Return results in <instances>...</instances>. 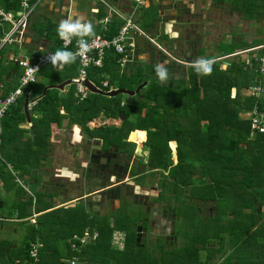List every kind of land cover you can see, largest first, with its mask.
<instances>
[{
    "label": "trees",
    "instance_id": "16d2710c",
    "mask_svg": "<svg viewBox=\"0 0 264 264\" xmlns=\"http://www.w3.org/2000/svg\"><path fill=\"white\" fill-rule=\"evenodd\" d=\"M212 3L215 5L229 4L230 10L239 11L247 19L256 22L264 21V0H212ZM18 4V0H15L11 6L17 8ZM4 8L8 10L11 7L5 6ZM119 26L120 24L115 28L119 29ZM222 43L218 44L221 51L218 57L233 54L239 48L242 51L252 47L242 39H231L224 47ZM253 43L262 45L264 40L254 39L249 44ZM259 52L263 53L264 48H261ZM3 55L4 48L0 50V76L9 70L8 66H2ZM116 58H118L116 54L107 55L102 67L89 68L88 78H92L94 81L99 79V82L103 79L102 73L110 71L109 85L113 84L115 78L125 79L124 82L128 80L131 84L141 82L140 74L127 78L124 73H119L118 67L115 68V71H111L107 64L108 62L116 64ZM213 58L214 56L209 55L206 57V60L212 61L210 74L198 73L191 63L186 67L183 77L173 80V83L167 81L161 84L156 79L150 80L146 88L134 95L136 99L132 101V104L120 106L119 100H117L115 105L111 104L109 109L108 106L99 105V98L106 97L93 94L98 100L85 99L81 102L84 106H80L81 108L78 109H76L78 105L73 107L75 111L70 110V105L67 103L64 116H69L70 121H75L73 114L78 112V122L80 121L82 129L91 136L100 135L104 149L111 145L121 149L129 145V152L133 153L135 152V143L127 141L128 133L134 130L131 135V139L134 140L136 134L143 132L144 134L139 137L140 141L144 140L143 149L148 150V166L158 169L164 175L165 182L161 184L163 192L169 189L174 196L180 195L186 189L188 193L185 194L184 198L186 199L182 198L183 203L189 202L193 198L201 201H214L217 215L209 218L199 217V214L192 213L189 203H185V206L179 209L185 218L187 217V221L189 220L187 225L190 227L193 224L191 216H197L196 218L201 223V235L205 238L200 239L205 241L204 244H210L205 247L206 259L204 262L194 260V264H209L210 259L223 250L226 235L229 238L228 243L234 249L220 264H231L232 257L235 256L240 246L239 264H264V132L259 133L252 129L251 119L248 115L253 108L264 111V96L256 97L244 93L258 78L264 83V75L257 76L249 66H246L243 55L232 57L224 69L221 68L223 60H214ZM40 71L41 74L48 75L49 83H53L76 74L77 65L74 62L71 66H65L61 70L49 66L43 67ZM98 75L100 76L98 77ZM18 76L20 75L18 74ZM99 86L102 88L101 83ZM33 87L34 83H31L29 85L31 94H34ZM122 87L123 85L119 88ZM8 90L5 88L6 92ZM232 90L235 91L234 94H232ZM141 95L142 98L138 99ZM55 100H57V96L45 95L32 108L33 110L42 109L44 112L41 119L32 118L33 138L37 139L42 134L39 131L40 127H44L46 129L44 134H47L49 129L46 126L52 122L59 124L63 115L59 113L57 106L52 104ZM102 108L108 110L107 116L116 115L117 111L123 110L128 115L133 114L134 120L129 122V119H126L119 127L103 126L99 130L88 127L86 121L97 116L100 111L104 110ZM21 122H25V114L22 108V98H18L2 118L4 132L0 133V178L3 180L4 188L10 181L18 193H26L22 187L16 183L13 184L15 179L13 172L19 177L29 173L28 163L32 162L30 159L35 154L31 140H25L22 146L19 145L20 138L18 140L17 136H21V132L24 130L19 127ZM143 130H146V137ZM55 135L57 134L55 133ZM3 139H9L12 147L8 148ZM171 140L177 142L175 147L177 161L175 163L168 145ZM7 163L11 164V169H8ZM137 183L138 185L143 184V180H137ZM170 195L165 192L163 197L167 199ZM154 199L158 200L157 197ZM22 204L25 203L16 202L13 205V208L19 210V218L26 216ZM29 204H31V199ZM123 204L117 209L118 216L112 222V226H110L108 217L90 215L84 210V207L81 209L62 207L59 208V211L57 209L49 213L50 218H48V213L39 216V227L35 226L34 230L41 240L47 222L60 226L69 225L70 232L66 236L74 232L83 233L87 227L89 233L97 230L98 238L87 245L80 256L81 262L84 257H87L86 260L89 261L87 264H110L111 259L113 260L112 264H187L185 259L192 257L190 255L191 247L185 246L184 249L176 251L174 257H169L164 263V259L161 257L159 262L156 255L144 251L143 244H136L135 232L132 229L139 222L133 223L132 217L125 216L126 212H123L121 208ZM127 205L129 204L127 203ZM198 207L201 210L199 201L195 208ZM221 212H229L232 215L227 219L226 224H219L216 221V218L223 217ZM141 214L139 212L136 215L141 217ZM205 220H209V222L206 223ZM116 228L124 230L126 236L124 248L116 252L117 257L113 258L115 252L111 250V237ZM196 235L192 236L199 238V235L195 237ZM31 236L30 240L35 238V235ZM215 238L218 239V244L214 247L212 243ZM28 245L26 249L23 248V254L26 257ZM192 250V255L195 257L199 249ZM44 253V247L40 248L39 261L36 264L50 263L49 255L45 256L44 260ZM58 261L59 264H68L65 261H60L59 258Z\"/></svg>",
    "mask_w": 264,
    "mask_h": 264
},
{
    "label": "crops",
    "instance_id": "0c3cea01",
    "mask_svg": "<svg viewBox=\"0 0 264 264\" xmlns=\"http://www.w3.org/2000/svg\"><path fill=\"white\" fill-rule=\"evenodd\" d=\"M14 1L15 0H0V9L4 12H11L13 14L18 12L20 10L19 4L17 8L16 7L14 8L11 6L12 3L14 4ZM187 1L189 0H145V2L138 8L137 10L138 12L134 14L133 19L136 25L142 31V33L141 34L136 33L134 35L135 46L133 48V52L130 53V60L127 62V64L124 67H120L117 62V58H116L117 66L116 64L113 65L112 62L111 63L108 62L107 66L109 67L111 71H115V68L118 67L119 73H124L127 76V78H130L135 74H140L142 78L141 82L137 84H133V83L131 84V82L130 81L128 82L127 80L125 81V83H129L131 85L130 87H128L124 84L125 79L121 80L120 78H115V80L113 81V84L109 85L110 84L109 78H110V73H111L110 71H104L102 73L103 79L99 81L101 83V86H102V82L106 81L107 82L106 87L102 86L101 88L99 86L100 84L98 82L99 79L97 81H94L92 78H89L90 82L95 87L102 89L104 91L117 90V89L134 90L136 89L138 85H140L144 81L148 82L147 83V86H148L150 80L154 79V77L152 76L150 77L146 75L147 71L151 67L146 62L150 58L147 46L148 44L150 45L151 43L154 45L156 44V47L158 49H160L161 47L162 50H164L162 47L165 46L164 53H168V51H171L172 48L175 47V44L173 41L174 40L173 38L175 36L168 35L167 33H169L170 30L171 32L174 31L173 26H174V23H176V20L174 19V17L176 16L180 17L182 13L181 9L187 6L186 4ZM153 4H155L157 7L156 17L155 15L151 16L149 23L144 24L141 18L142 8L147 9ZM5 6H10L11 8H9L8 10H5L4 8ZM132 7H133L132 0H39L37 6L35 7L34 11L29 17L27 28L25 29V32L23 33L22 37H20L19 40L16 39L10 44L8 43L3 44V41H2L4 33L8 29L9 25L7 23H1L0 24V50L4 48V55H3V58L1 59V63H2V66H8L9 70L7 73L5 72V74H2V76H0V95H5L6 93H8L10 90L14 89L18 85L20 76L17 77V75L18 74L21 75L22 68L18 66L17 63L14 62V59L22 58V57H29L31 55H36L38 53H43V52L50 51V50H56L61 47L60 40H59V34L57 31L61 21L70 19L72 22L79 20L81 23H90L93 26V34L84 35L83 37H90L95 34H100V35L103 34V35L109 36L112 33H115L116 31H118V29L115 28L116 25L120 24L121 26L123 24L125 17L131 14ZM188 11H192V8L188 7ZM152 22H155V24H153ZM168 25L171 26L170 30H168ZM71 37L73 39H76V38H79L80 36L73 35ZM166 47L170 48V50L167 49ZM110 53L116 54L112 50H109L106 52L105 57L109 55ZM251 53H248V55ZM253 53L256 54L260 52L259 50H257ZM74 62H76V60ZM74 62L67 63V64L66 63L59 64L55 66L48 65L45 67L53 66L61 70L65 66L66 67L71 66ZM103 63H104V60H103ZM76 65L78 69L77 62H76ZM92 68H100V67H92ZM154 68L155 67H152L150 72H152L153 74H156V71L154 70ZM99 76L100 75H98V77ZM68 79L70 80L71 76L70 78H63L61 80H57V82L55 81L53 83H49L48 75L46 73L41 74V71L38 73L37 80L34 83V87H33L34 94L33 93L30 94L29 98L36 97L39 101L45 95H48L51 97L57 96V100H55L54 103L52 104L54 106H57L59 113L62 114L63 116L61 117L59 124L56 122H52L49 124V126H46L49 129V132L47 134H44L46 129L44 127H40L39 131H41L42 134L36 139L35 137L33 138L34 130L32 129V124H33L32 118L36 120L41 119L44 115V112L42 109L41 110L30 109L29 110L30 120L28 121L25 115V122L19 123V127L24 129L23 132H21V136L20 135L17 136L18 140L19 138L21 140V141L19 140V145L22 146L25 140L26 141L31 140L33 144V148H34V153L36 152L37 148H41V145L43 148H45L44 151H47L48 148L51 150L53 144L55 143L57 145L58 143L55 141V139H57L58 141L63 140V137L65 136L64 132H70L68 128H70L72 125V128L76 127V130L77 131L79 130L78 140H77L76 135L74 137L75 133H73L70 138V140H75L77 142L76 153H80L82 142L85 143L86 141H88L89 143H92L91 146L98 144L96 156H98L99 160L101 159V156H102L101 154H107L108 156L111 152L112 153H117L116 151L123 152L124 149H126L129 145L125 146L122 149L114 147L112 145L109 148L104 149L102 147L103 142H102V138L100 137V135L91 136L90 134H88L86 131L82 129L80 121L78 122V118H79L78 112H75L73 114V117H75L76 119L75 121H70L69 116H64L65 109H66L65 107L67 106L66 105L67 103L68 105H70V110L72 109L73 111H75V108H73L74 106H77V105L79 106V107L77 106L76 109L81 108L80 106H84V104H81V102L85 101V99H88L90 101L98 100V98L93 96V94H99V93H93L90 91V93L84 100H79L78 97L76 96L75 88L72 84L64 85L63 89H58L56 87H51V88L48 87L50 85L60 84L61 82L68 80ZM113 85L115 87H113ZM122 85L123 87L119 88ZM5 88L9 89L8 92L5 91ZM120 94H123V93L116 94L115 96H106L102 94H99V95H102L106 98H110L112 100L111 104L113 105L115 101L118 100L116 98ZM134 95H129L132 98L129 99L128 102L120 99L119 105L124 106L127 104H132ZM25 96L26 95H21L19 97V98H22V108H23ZM106 98H99L100 99L98 100L99 105H104L106 107L107 105L105 103L108 101V99ZM102 109L104 110L100 111L97 116L92 117L91 119L86 121V125L88 127L92 129H96V130L101 129L103 126L119 127L124 123L126 119H129V115L127 113H126L127 118H125L124 120L120 118L118 113L119 111H123V110L117 111L116 115L107 116L106 112L108 110H106V108H102ZM101 115L106 116L105 121L100 125H91L93 123L92 121L94 122L97 121L99 119V116ZM70 116H72V114H70ZM118 123L119 125H117ZM139 130H142V129H139ZM2 131H3V128H2V121H1L0 133ZM132 131L134 130L129 131L127 141L130 143L138 144L134 141L129 140V136L132 133ZM55 133L57 135L54 136ZM145 137H146V133H145ZM3 140L6 142V146H8V148L12 147L11 143L9 142L10 141L9 139L8 140L3 139ZM88 142L85 143L84 148H86V144L87 145L89 144ZM138 142L140 143V141ZM143 142L144 140L141 141L140 143L141 146L139 145L140 147L143 146ZM73 144L75 145L74 142L67 143V145H70V147H72ZM137 147H135V152H136ZM82 151H84V154L87 153V149H83ZM89 152L90 151H88V153ZM40 153L41 152H39L37 155H39ZM172 159L174 158L172 157ZM34 161L35 162L33 163V166L29 167L30 169L29 173H25L21 175V177H19V175H16L13 172V174L15 175L13 184L16 183V185H19L20 187H22L26 193H18V191L16 190V187L13 186L10 181L6 183L7 187L4 188L2 186L3 180L0 178V264H32L33 262L29 255V249H30V244L33 242H36L39 244L38 252L40 248L44 247L45 255L43 257L45 260L46 258L45 256L49 255L48 258L50 260V263L48 262V264H59L58 256H60V261H65L68 264H69V260L72 257H77L79 264H87L89 262L86 260L87 257H84V259H82V262H81L80 256L83 250L85 249V247H87V245H89L90 243H93L98 237H96L95 240L89 241L88 243L84 244L77 251L71 249L69 245V240L72 238L74 234H83L85 231L89 232L88 227L84 229L83 233L74 232L71 235L66 236L68 235V232H70V229L68 228L70 227L69 225L66 226L64 224L60 226V225H55V224H51L47 222L44 227L45 230L43 233L44 235L42 237V240H41V237L38 236L37 232H35L34 230L36 228L35 226L39 227V216L48 213L47 214L48 218H50L51 215L49 213H51L52 211H56L57 209L59 211L60 210L59 208H62V207H75L76 208L78 206L77 204L81 201L83 202L84 210L87 211V213H89L90 215H99L100 217H103V218L108 217L110 220V223L115 221V216L117 218L118 215L116 214V211L122 203H124L123 207H121L123 209V212H126L128 214L132 213L133 211L135 212V214L141 212L142 213L141 217L144 216L146 218V219L144 218L143 223L147 222L148 225L150 223L149 222L150 214L152 218H155V216H158V214H162V213L167 218H171V219L174 218L172 219V226L169 228V230L166 229L163 232L158 231L159 234H157L154 237V241L153 240L150 241V244L148 245L146 244V241L148 240V236H146L147 231L145 232V235H143L142 237V239L145 238L146 241L142 239L141 241H139L140 235L138 237L137 233L139 234L141 230L139 232L136 230V233H135V240L137 241L136 244L138 245L143 244L142 248L144 251H147L150 254L156 255L157 260H159V258L161 257V259H164V263L169 257L175 255L176 251L184 249V245L179 242L181 241V238H185V237H184V234L183 236H180V235L182 234V232L184 233L186 230L190 229V226L187 225L189 223L188 222L189 220L187 221V217L185 218V216L181 213V211H179L178 206L176 205L172 206L173 208L170 209V206L168 205L167 202L164 204V206L161 205V200H164V199L166 200V198L161 195L162 192L160 193V196L157 197L158 200L151 199V203L158 202V205H159L158 208L160 212L157 211V208L151 209L149 211V216L147 213H145L146 211H143V209H140V208H138L137 210L130 209L129 205H127L128 202H126L122 198L120 199V205L118 204L117 198L113 199L112 196H110L109 199H106L107 190H110L111 188H114L118 185L109 183L108 185L97 186L94 182V178L91 176L88 177L90 180H92L89 182L87 178L86 179L80 178V180H82L83 182L82 183L83 189L80 190L77 194L74 191L75 189L70 188L71 186L69 185V187L66 189V192H65L66 195H69V197L66 199H60V198H63V194H62L63 191H61V194L58 192H55V193L47 192L44 189L42 191L40 187L42 185H45L51 179H53L54 181L56 179V181H58L59 180L58 178H61V177L68 178L69 176H65L62 174L60 175L56 172H61V170L63 169L71 171L70 169H72L73 166L70 165V163L69 164L66 163L65 165L63 164L56 165L53 162H49L48 160L41 161L40 163L39 161H36V160ZM176 161H177V157L174 159V163ZM86 165H87V161L84 159L82 161H77L78 169H82V171L84 172L87 169H89L88 167H86ZM7 167L8 169H11V164L7 163ZM71 172L74 173L73 171ZM74 175L76 177L77 174L74 173ZM71 179H74V178H71ZM26 180L27 182H29L30 187L27 184H25ZM44 180H46V183ZM53 180H52V183H53ZM58 185H60V183H58ZM139 185H142V184H139ZM31 186H32V189H30ZM58 188L62 189V186L61 187L58 186ZM161 190H162V186H161ZM98 193H101L102 199L97 201V204H96L95 199H92L91 196L98 195ZM30 199H31V204H29ZM196 200H198L199 202H205L197 198ZM16 202L25 203L24 205L22 204V209L24 206L25 215H26L24 218H19V214H18L19 210L16 208H13V205ZM107 202L108 204H110L109 209L106 215L103 216L104 214H102V211H98V210H100L101 208L103 209V203L107 204ZM95 204L99 206L98 210H94L96 206ZM78 208L81 209L80 207ZM150 208L152 207L150 206ZM128 209H130L131 211H128ZM174 210L177 211V215H175ZM153 212H154V215H153ZM200 213H202L201 210L200 212H197V214H199V217L202 216ZM52 216L54 217L55 215H52ZM179 217H180L181 223L179 225H176L175 224L176 220H178ZM203 218H205V216H203ZM23 222H27L28 227L26 231L24 232L23 236L19 240H14V235L13 236L7 235V238L5 237L1 238L3 233H8L12 229L13 225L19 226ZM138 226L139 228H142L143 230L148 229L147 227L146 229H144L142 227L141 222L138 225H136V228H138ZM49 231H53V232L57 231V234L52 235ZM96 232L97 230L93 231V233H96ZM115 232L121 233L124 231L117 230ZM31 235L33 236L35 235V238L32 240H30L32 237ZM118 236H119L118 234L112 233L111 250H114L113 252H115L114 253L115 255L113 256V258L117 257L116 252L124 248L126 232L122 233V235L119 236V238ZM171 237L174 238L173 244H171L172 241H170V243L167 241V239L169 240V238ZM178 239H179V242H178ZM195 239L197 238L191 239V241L193 242V246L190 248L191 249L190 255L192 257H190L189 259H185L186 261L185 263L187 264H194V260L204 262V260L206 259L205 247L207 246V244H204L205 241H201L200 238H198V240H195ZM28 242H29V245H28ZM120 242L122 244H120ZM27 245H28V249H27L28 255L26 257L23 254V248L26 249ZM229 247L230 248L232 247L231 251L234 249V247L231 246L229 243H227V245H223V250L218 252L220 253L221 256L216 258V254H217L216 253L210 259L211 262L209 261V264H220L221 262H223L227 258L228 254L231 253V251H228L227 253V250L229 249ZM194 248L199 249L195 257L192 255V251H193L192 249ZM56 251H58V253L54 257L53 254L54 252L56 253ZM40 262H41V256H40ZM233 262L234 263L231 262V264H239L240 260H233ZM112 263H113V260L111 259L110 264Z\"/></svg>",
    "mask_w": 264,
    "mask_h": 264
},
{
    "label": "rangeland",
    "instance_id": "374dc122",
    "mask_svg": "<svg viewBox=\"0 0 264 264\" xmlns=\"http://www.w3.org/2000/svg\"><path fill=\"white\" fill-rule=\"evenodd\" d=\"M178 3V2H176ZM187 6L183 7V9H181V15L180 17L176 16L174 17V19L176 20V23H174L173 29L176 32H171L170 30V25H168V30L169 33H167L168 35H172L175 36L173 39L175 47L172 48L171 51H168V53H164L165 50V46L162 47L164 50L158 49L156 47V44H148L147 48L149 51V59L146 61L147 64H149V66H151L149 68V70L147 71L146 75L147 76H152L154 77V79L158 80L159 83L164 84L165 82L168 81V83L172 82L173 80L178 79L179 77H183V75L186 72V67L191 64L194 63L195 61H197L198 59H205V57H207V55L209 56H214V60H223V63H221V68H226L228 65V61L232 58V57H236L238 55H241V48L236 49V51L233 54L230 55H226V56H221L218 57V55L220 54V50H219V46L218 44L220 42L222 43V46L224 47L225 45H227L226 43L230 42L231 39H242L244 42L248 43L249 46L252 47H261V44H249L251 43V41H254V39H263L264 40V21H260V22H256L255 20L252 19H247L246 17L242 16L241 13L239 11L236 10H230V5L229 4H222V5H215L212 3V0H189L187 1ZM188 7L192 8V11H188ZM156 13H157V7L155 4L151 5L150 7H148L147 9L142 8V22H144V24H148L150 21V17L155 15L156 17ZM153 24H155V22H152ZM259 43V42H258ZM249 47V48H252ZM167 49L170 50V48L166 47ZM247 48V49H249ZM240 53H236L239 52ZM255 52V51H252ZM170 56V57H168ZM244 56V55H243ZM172 57V58H171ZM172 60H171V59ZM158 64H163L167 70H168V77L165 81H161L158 77L157 74H153L151 71L152 67H155ZM149 77V78H150ZM184 78H186V76H184ZM259 79V78H258ZM173 83V82H172ZM258 81H254L253 84H257ZM124 84L128 87H130L131 85L129 83H125ZM113 87H115L113 85ZM235 91L232 90V94H234ZM244 93L246 95L248 94V89H246L244 91ZM132 97L129 96L128 94H120L118 95V97L116 99L118 100H123V101H129V99H131ZM139 98H142V95L139 96ZM136 99L133 97V100ZM111 99H108V101L105 103L108 108L110 109L111 106ZM105 117L106 116H99V119L97 121H92L93 123L91 125H100L105 121ZM134 120V115L130 114L129 115V122ZM71 124V123H70ZM119 125V123L117 124ZM70 127V126H68ZM75 127V126H74ZM68 130H70V132H64V137L63 140L58 141L57 139H55L57 143V145L54 143L51 150L48 148L47 151H44L45 148L42 147L41 148H37L35 154H34V158H31L30 160H32L31 163H28V166H33V161H39V163L41 161H49V162H53L54 164L58 165V164H63L65 165L66 163L73 166V170L70 169L71 171H73L76 175V177H74V179H71L70 176L68 178L65 177H61L58 178L59 180L55 181L53 179L49 180V182L46 183L45 181V185H42L40 188L43 191V189L47 192H58L61 194V191H63V198L60 199H66L69 197V195H66V189L69 187V185L71 186L70 188H74L76 194L82 190V180H80V178H87L88 182L92 181L90 180L88 177H93L94 178V182L97 186L99 185H108L110 183V180H114L115 181V176L118 177V180H121L122 178H124L122 181L126 182L124 186H116L114 188H111L110 190H107V198L109 199L110 196H112L113 199L117 198L118 199V204L120 205V199L122 198L123 200H125L126 202L129 203V207L130 209L133 210H137L138 208L143 209V211H146L145 213L148 214L149 216V211L151 209L157 208V211L160 212L159 208H158V202L155 203H151V199H153L154 195H157L161 189L160 188V184H161V180H160V171L158 169H154V173L152 175V177H146L144 184L142 185H138L137 182L132 181L131 179L127 178V176L125 175V173L123 171H125V168L122 169L121 166L124 167H128L125 163L123 159L126 155L124 154H118V151H116L117 153H110L108 156L107 154H101V159H98V156H96V151H97V147L98 144L91 146L92 143H89L87 145L86 144V148H84L85 143L82 142V147L80 150V153H76V145L77 142L75 140H70L71 136L73 133L74 137L75 135L77 136V140L79 139L78 137V131L75 128H72V125L70 128H68ZM75 131V132H74ZM63 133V132H62ZM133 133V131H132ZM143 133V132H142ZM142 133L140 134H136V135H142ZM144 134V133H143ZM63 135V134H62ZM132 135V134H131ZM131 141H135L138 144H135V147L137 146H141V142L139 143L137 137L135 136L134 140L131 139ZM69 142H74L75 145L73 144L72 147H70V145H67V143ZM169 147L171 149V152H173L175 150V144L174 143H170L169 142ZM173 147H172V146ZM75 146V147H74ZM83 149H87V153L84 154V151H82ZM88 151H90L88 153ZM39 152H41L39 155H37ZM50 152V153H49ZM48 153V155H47ZM143 153V161L147 160L148 157V150L144 149V151H142ZM173 157V156H172ZM86 160L87 161V165L86 167H88L89 169H87L85 172L82 171V169H78L77 167V161H82V160ZM118 161V164H115V161ZM129 161H132L135 168L136 166L139 165L138 163L140 162V158L139 159H133L132 156H130V158L128 159ZM114 161V162H113ZM174 161V159H173ZM96 162V163H94ZM37 163V162H36ZM89 163V164H88ZM130 165V164H129ZM117 166L118 167V171L116 169H114V167ZM141 168V166L139 167ZM143 168V167H142ZM79 170V171H78ZM69 171V172H71ZM121 172V173H120ZM58 174H66L67 170L63 169L61 170V172H56ZM72 173V172H71ZM72 173V174H74ZM115 173H118L115 174ZM152 172H150L151 174ZM127 180H126V179ZM53 180V183H52ZM48 181V179H47ZM58 183H60V185H58ZM25 184H27L29 187V182H27V180L25 181ZM58 186H62V189H59ZM78 188V190H77ZM154 188V189H152ZM32 189V186L31 188ZM65 190V191H64ZM185 191H182L180 195H174V196H169V198H167L166 200H161V205L164 206V204L167 202L168 205L170 206V209L173 208L172 206H178V208H182L185 206V203H189L191 206V212H195L197 215V212H200V208H195L196 207V203L197 200L196 198L191 199L189 202H182V198L185 197V194L188 193V191L186 189H184ZM162 192V196L163 194L166 192L167 194H172L171 190L166 189ZM92 199H95L96 204L97 201L102 199V195L101 193H98V195H93L91 196ZM57 199V198H55ZM116 199V200H117ZM186 199V198H183ZM188 201V199H187ZM154 202V201H152ZM94 203V201H93ZM151 203V204H150ZM95 204V205H96ZM77 207L82 208L83 207V202H79L77 204ZM109 205L108 202L107 204L103 203V209L98 210L99 206L96 205L94 210H98V211H102V214H104L103 216L106 215V213L108 212L109 209ZM152 208H150V206ZM199 206H201V211L202 213H200L203 217H213L214 215H217V211H215V203L213 200H209V201H205V202H199ZM130 209H128V211H131ZM169 209V210H170ZM175 211V215H177V211ZM180 211V210H179ZM101 213V212H99ZM179 214V213H178ZM221 215L223 216L222 218L217 219L216 221L219 224H226V221L228 218H231L232 215H230L229 212H221ZM125 216H127L128 218H131V221L133 223H137L139 221V223H142V227L144 229H146V227L148 228L147 230H143L142 228H136V226L132 229L135 233L136 230L140 233H137V236L139 237L140 235V240L142 239L143 235L148 236V240L146 241L145 238H143L142 240L146 241V244H150V241H154V237L159 234V232H163L166 229L169 230V228L172 226V219L174 218H167L163 213L162 214H158V216H155V218H152L151 214H150V223L148 225V223H143L144 220V216L143 217H138L135 212L133 211L132 213H125ZM197 216H191V221H192V225L190 227L189 230H186L184 233L182 232V234L180 236H183L185 238H181V241L178 242L183 244L184 247H192L193 246V242L191 241V238H194L192 235H199V238H203V235H201V223L199 221V219L196 218ZM196 218V219H195ZM115 220H116V216H115ZM185 220V219H183ZM180 217L178 218V220H176V225H179L180 222ZM206 223L209 222V220H205ZM113 223H110V226H112ZM28 227V223L27 222H23L21 223L19 226L13 225L12 229L8 232V233H3L1 238H7V235H14V240H19L24 232L26 231ZM155 228V229H154ZM16 229V230H14ZM55 230V229H54ZM62 230V229H61ZM119 229H114L113 233L118 234L119 236L122 235V233L124 232H115ZM52 235H56L57 231L53 232V231H49ZM201 232V233H200ZM222 233H224L222 231ZM118 236V238H119ZM228 235L225 236L224 238V245H227L228 241ZM205 239V238H203ZM202 239V240H203ZM198 240V238H197ZM120 241V240H119ZM167 241L171 244H173L174 238L171 237L169 238V240L167 239ZM214 242L212 243V245L215 247L218 244V239H214ZM178 243V244H179ZM120 244H122L120 242ZM164 244V243H162ZM210 244H208L207 246H209ZM118 247V246H117ZM232 247L227 250L231 251ZM58 251H56V253L54 252L53 256L55 257L57 255ZM226 253V254H227ZM60 254V252H59ZM225 254V255H226ZM223 255V256H225ZM220 255V253L216 254V258H218ZM174 257V256H173ZM59 260H60V256H58ZM215 258V259H216ZM233 260H239L241 259V246L240 249L237 251V253L235 254V256L232 257ZM214 259V260H215ZM232 260V263H234Z\"/></svg>",
    "mask_w": 264,
    "mask_h": 264
},
{
    "label": "built area",
    "instance_id": "2783aa9c",
    "mask_svg": "<svg viewBox=\"0 0 264 264\" xmlns=\"http://www.w3.org/2000/svg\"><path fill=\"white\" fill-rule=\"evenodd\" d=\"M133 7L129 16L125 17L123 24L119 27L118 31L111 37L106 35L95 34L90 37H79L73 39L72 37L62 39L59 36L61 47L56 50H50L29 57H22L14 59V62L22 68V73L19 77L18 85L10 90L5 95H0V128L1 121L5 112L9 107L16 103L17 99L21 95L31 94L29 85L35 83L39 71L48 65H53L50 57L57 51H67L75 55V60L78 64L76 74L71 77L70 84L75 88L76 96L79 100H84L90 90L86 85L88 78V70L91 67H101L107 51L112 50L118 55L117 62L120 67H124L130 60V53L133 52L135 46L134 35L136 33L141 34L142 31L136 25L133 16L138 12V8L145 2V0H132ZM39 0H19L20 10L16 13L4 12L0 9V24L7 23L8 29L3 36L4 43H12L16 39H20L25 29L27 28L29 17L37 6ZM83 40V43L87 45V51H81L79 41ZM264 48V44L261 47H252L241 51V55H244V64L249 66L257 76L264 75V53H253L252 51L260 50ZM252 52V53H251ZM236 53H240L236 52ZM248 53H251L248 55ZM59 65V63L57 64ZM257 84H252L248 88V94L256 97L264 95V83L257 79ZM102 86L106 87L107 82L103 81ZM38 99L36 97L28 99V109H32L37 104ZM251 119V127L253 130L262 133L264 132V111L257 108H253L248 113ZM96 233H89L85 231L83 234H74L69 240V245L72 250H78L84 244L89 241L95 240ZM39 244L33 242L30 244L29 255L32 259V264H35L39 260L38 252ZM69 264H79L77 257H72L69 260Z\"/></svg>",
    "mask_w": 264,
    "mask_h": 264
},
{
    "label": "clouds",
    "instance_id": "9594fccd",
    "mask_svg": "<svg viewBox=\"0 0 264 264\" xmlns=\"http://www.w3.org/2000/svg\"><path fill=\"white\" fill-rule=\"evenodd\" d=\"M59 36L64 38H69L73 35H77L83 37L84 35L93 34V26L90 23H81L79 20L72 22L69 20H63L60 22L59 27L57 29ZM80 50L87 51V45L83 43V40L79 41ZM75 55L71 52L57 50L51 57V62L55 66L59 64L71 63L75 61ZM211 60L206 59H198L193 63V67L196 69L198 73L202 72L203 74L211 73ZM155 71L157 77L161 81H165L168 77V70L163 64H158L155 66Z\"/></svg>",
    "mask_w": 264,
    "mask_h": 264
},
{
    "label": "flooded vegetation",
    "instance_id": "af4514ba",
    "mask_svg": "<svg viewBox=\"0 0 264 264\" xmlns=\"http://www.w3.org/2000/svg\"><path fill=\"white\" fill-rule=\"evenodd\" d=\"M136 137L138 138V140L140 141V137H139V135H136ZM141 142V141H140ZM142 151H144V149H143V146L141 147V153H137V152H134V153H130L129 152V147H127L126 149H124V151L122 152V151H118V154H124V155H126L123 159H126L127 157V159L126 160H124L125 161V163H126V165L128 166V167H124V166H121L122 167V169H124L125 168V171H123L124 173H125V175L127 176V178H129V179H133L132 181H137V180H143V182L145 181V178L146 177H152V175L153 174H155L154 172V169L155 168H150L149 166H148V163H147V160H145V161H143L142 159H143V153H142ZM120 152H122V153H120ZM130 156H132L133 157V159H139L140 158V162L138 163L139 165H137L136 166V169L137 170H134V168H135V166H134V164H133V162L132 161H129L128 159L130 158ZM147 159H148V157H147ZM118 161L119 160H116V162H115V164H118ZM174 162V161H173ZM130 164V165H129ZM141 166V168H139ZM143 167V168H142ZM114 169H116L117 171H118V167L117 166H115L114 167ZM150 172H152L151 174H150ZM121 173V172H120ZM115 174H117L118 175V173H115ZM62 175H65V176H70L71 178H74L75 177V175L74 174H72L71 172H69L68 170H67V173L66 174H62ZM124 178H122L121 180H118V177H116L115 176V181L113 180H110V183L111 184H115V185H121V186H124L125 185V183L126 182H124V181H122ZM126 179V178H125ZM127 180V179H126ZM160 180H161V184H162V182H165V178H164V175L162 174V173H160ZM160 184V185H161ZM154 189V188H153ZM159 189H161V186H160V188ZM159 193L157 194V195H154V197H153V199L154 198H156V197H158V196H160V193H161V190L160 191H158ZM153 215H154V212H153ZM146 219V218H145Z\"/></svg>",
    "mask_w": 264,
    "mask_h": 264
},
{
    "label": "water",
    "instance_id": "95a60500",
    "mask_svg": "<svg viewBox=\"0 0 264 264\" xmlns=\"http://www.w3.org/2000/svg\"><path fill=\"white\" fill-rule=\"evenodd\" d=\"M147 83L148 82L144 81L143 83H141L140 85H138L136 87V89H134V90L117 89V90L104 91L102 89H99V88L95 87L89 80L86 81V85L88 86V88H89V90L91 92H93V93H99V94L106 95V96H115L116 94H119V93H125V94H129V95H134V94L138 93L140 90L144 89L147 86ZM67 84H70V80L69 79L61 82L60 84L50 85L48 87L49 88L56 87L58 89H63L64 85H67ZM28 99H29V97H28V95H26L25 98H24L23 109H24V113L26 115V118L29 121L30 120V117H29V113L30 112H29V109H28V106H27ZM118 114H119V116H120V118L122 120H124L125 118H127V114L124 113L123 111H119ZM143 131L146 133V130H143ZM131 134L129 136V140H130ZM170 143H174L175 144V147L177 145V142L174 141V140H171ZM136 152L138 154L141 153V147L140 146L137 147ZM172 156H173L174 159L177 157L176 151H173L172 152Z\"/></svg>",
    "mask_w": 264,
    "mask_h": 264
},
{
    "label": "bare ground",
    "instance_id": "6f19581e",
    "mask_svg": "<svg viewBox=\"0 0 264 264\" xmlns=\"http://www.w3.org/2000/svg\"><path fill=\"white\" fill-rule=\"evenodd\" d=\"M138 139V138H137Z\"/></svg>",
    "mask_w": 264,
    "mask_h": 264
}]
</instances>
